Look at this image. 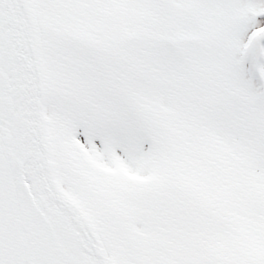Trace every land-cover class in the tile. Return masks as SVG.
Masks as SVG:
<instances>
[{"label":"snow or ice","instance_id":"obj_1","mask_svg":"<svg viewBox=\"0 0 264 264\" xmlns=\"http://www.w3.org/2000/svg\"><path fill=\"white\" fill-rule=\"evenodd\" d=\"M0 264H264V0H0Z\"/></svg>","mask_w":264,"mask_h":264}]
</instances>
